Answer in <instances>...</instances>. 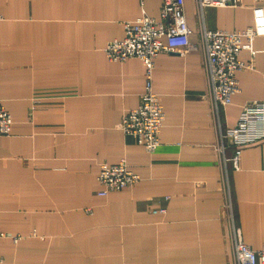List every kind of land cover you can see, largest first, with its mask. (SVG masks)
<instances>
[{
    "label": "crops",
    "instance_id": "1",
    "mask_svg": "<svg viewBox=\"0 0 264 264\" xmlns=\"http://www.w3.org/2000/svg\"><path fill=\"white\" fill-rule=\"evenodd\" d=\"M163 0H0V100L12 116L0 141L3 264H234L218 123L201 29L254 30L255 56L240 60L241 92L221 111L236 126L243 106L264 100V0L207 8L186 0L187 54H161L153 89L166 120L147 153L120 124L145 89L139 59L109 61L106 45ZM234 155L232 148L226 157ZM125 161L134 187L100 196V165ZM235 221L254 251L264 244V142L228 164ZM164 210V213H161ZM23 237L14 243L12 237ZM261 264V263H258Z\"/></svg>",
    "mask_w": 264,
    "mask_h": 264
},
{
    "label": "built area",
    "instance_id": "2",
    "mask_svg": "<svg viewBox=\"0 0 264 264\" xmlns=\"http://www.w3.org/2000/svg\"><path fill=\"white\" fill-rule=\"evenodd\" d=\"M186 0H163L159 19L144 14L133 22L124 24L125 36L122 40L109 42L104 48L106 58L114 63L139 59L145 68V89L139 105L126 113L120 124L125 135L132 137L147 153L153 154L160 145V134L166 116L160 97L153 89V75L156 60L161 54H187L196 47L191 43L193 30L188 26L185 13ZM202 21L207 8H226L236 6V0H195ZM2 17H0L1 20ZM201 29L200 43L205 55L209 83V93L214 114L218 123L217 150L222 158L224 187L227 194L226 212L228 227L233 244L234 264H264V244L254 251L247 246L238 228L229 183L228 164L238 165L246 147L264 142V100L246 103L235 127L221 124V111L232 104L233 98L241 92L237 73L252 71L251 63L240 60L242 51H255L252 43L257 33L248 29L242 32L212 31L204 26ZM264 81V74L262 75ZM13 119L0 100V141L12 131ZM232 148L234 155L226 157ZM97 181L102 187L100 196L134 187L141 177L130 170L125 161L116 165H100ZM161 210V213H164ZM9 238L0 232V240ZM23 237H12L18 243ZM0 264L3 257L0 256Z\"/></svg>",
    "mask_w": 264,
    "mask_h": 264
}]
</instances>
